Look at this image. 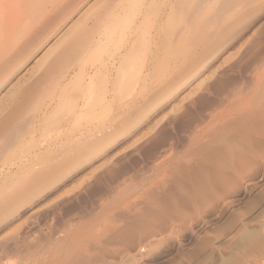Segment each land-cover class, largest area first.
Here are the masks:
<instances>
[{
  "label": "rangeland",
  "instance_id": "1",
  "mask_svg": "<svg viewBox=\"0 0 264 264\" xmlns=\"http://www.w3.org/2000/svg\"><path fill=\"white\" fill-rule=\"evenodd\" d=\"M78 1L50 0L48 3V0H38V5L33 2L32 5L38 7L28 3L26 5L25 1L23 3L16 1V7H12L15 10L11 17L14 21L11 19L10 22H14L17 27L15 28L17 34L14 37H18L20 28V41L18 37L16 42L18 41L19 44L18 42L15 44V49L12 47L14 43L11 44L9 38L10 42L6 37L1 38L0 77L3 79V76L11 75L19 61H22L20 59L26 56L30 49L38 45L41 49L37 57L26 64L19 75L17 74L18 77L17 75L12 77L7 88L14 85L20 76L27 75L24 86H20L16 91L10 90L8 92L10 94L7 93L10 88L7 90L4 87L2 93L4 101L0 97L2 100L0 110H3L2 113L0 111L2 122L4 120L2 117L4 114V118L6 117L10 105L18 102L20 95H31L34 102L39 95L57 97L78 71L80 61L74 64L71 62L72 65L69 64L71 66L68 67L67 61L60 62L58 56L61 57L65 50L68 52L67 48L71 49V35L74 36L76 26L80 28L77 25V18L84 13L87 4L91 5L97 0H88V2L81 0L84 3ZM55 2L59 7L61 3V8H58ZM72 2H75L74 7H69L73 5ZM193 2L194 0L191 5H183L185 9L181 5L179 7L175 5L177 10L174 11L178 21L174 14L172 16L176 21L173 20L171 25L165 26V22L164 25L161 23L164 31L176 25L177 32L184 31L182 27H185L186 30L191 29V33L195 36L193 37L192 34L193 39L187 42L185 38L179 37L176 58L168 62L169 68L175 65L176 70L173 68L169 71L168 68L163 73L159 93L156 94L153 89L145 93L148 99L144 102V106L143 102L141 105L130 104L129 117H131L127 120L128 124L125 127H118L116 138L103 139L99 142L96 150L93 149L98 155L85 158L84 163L78 168L70 167L59 171L58 176L55 169L63 151L59 150L60 142L55 141L57 145L54 144L52 149L50 148L51 155L44 157L40 152V156L39 154L32 156V161L28 159L31 163L28 161L24 166L26 168L30 163L28 168L30 170L26 169L27 172L24 171L25 169L22 171L15 167L14 173L17 174L15 177L18 179H14L13 182L17 181L27 189L18 186L17 182L13 184L11 179L8 180L11 172L5 175V178L0 177V195L2 194L0 264H226V262L264 264L262 257L264 248L259 249L258 246L225 244L219 247L216 255L212 254L210 260L205 254V248L215 243L217 237L226 234L241 218L257 210L248 224L250 228L259 230L258 232L263 234L261 236H264V155H262L264 154V134L262 135L264 118L263 121L260 120L261 123L258 122L260 125L255 124L252 127L254 130L251 129V132H246L240 126L235 129L236 132L231 130L225 138L227 141L224 139L223 142H219L220 144L216 142V145H211L206 137V134L211 132L207 127L210 113L224 104L226 97L236 91L237 87L238 89L244 85L243 88L251 87V77L264 68V7H261V0H229V7L227 5L224 10H227L225 14L223 12L216 16L217 11L213 9L215 4H211V8H205L206 16L210 19L206 21L203 20L206 14L204 9H202L204 14L201 15L202 10H195L196 7H192L195 11L191 10ZM65 3L69 4H66V8ZM160 3L162 17L166 19L165 15L170 11L166 5L168 1L161 0ZM22 7L29 10L25 11ZM67 8H71V12L74 9L77 11L70 20L67 19L63 28L54 33L53 27L60 18L61 20L68 18L70 11L66 13ZM61 9L62 12L66 10L64 15L59 14ZM186 9L190 10L188 17L190 18L192 14L193 17L188 18L187 21L184 18L185 22L183 17L187 16ZM22 11L26 20L22 17ZM219 16L220 21H218ZM53 18H56L57 23ZM194 18L196 19L193 20ZM192 20L197 22L194 23ZM203 22L205 23L201 25ZM22 24H24L22 27L24 32L21 30ZM77 29L76 33L79 31ZM2 46L5 48L3 49ZM61 47L62 51H60ZM3 51L13 55L17 51L16 59L12 61L14 56L11 59V54H7L4 61H7L8 57L9 61L4 63L1 55H6V52ZM48 54H51V57ZM44 55L49 58L46 59ZM53 61L56 63L54 64ZM3 65L10 70L4 69ZM53 65L56 66L52 71ZM66 66L73 68L66 70ZM61 68L64 70L62 71ZM65 70L68 72L65 73ZM60 72L63 74L61 75ZM187 81L189 84L186 83ZM12 95L15 101L14 98L11 100ZM45 100L44 104H50L48 97ZM4 106L7 110H4ZM55 106L56 101H52L49 111ZM43 122L42 115L31 119L26 127L32 133L28 131L27 135H24V140L25 138V141L29 138H35L36 141L42 139ZM29 124L31 126H28ZM31 128L37 131L34 137ZM200 131L205 133L203 138L198 135ZM63 141H67L66 138H63ZM15 149L16 147L12 150L16 152ZM254 149H258L257 152ZM9 150L1 152L4 153L0 158L1 170L7 168L3 162L8 159L7 155L10 156L9 152H13ZM36 156L41 160L40 163L39 159L36 160ZM44 174L46 176L42 182L44 184H39L40 187L43 185V188L38 187L36 190L33 188L35 191H32V186L29 187L30 179L34 180L35 176L37 179H43ZM56 175L61 181L55 184L52 179ZM21 177L22 181H20ZM36 178L30 185L34 186L35 183L38 185L41 179ZM45 180L47 182H44ZM249 181L252 184H249ZM12 190L16 191V199L13 201V204H16V211L12 210L10 205L8 207L12 201L5 202L13 196ZM141 247L144 248L138 251ZM204 260L207 262L203 263Z\"/></svg>",
  "mask_w": 264,
  "mask_h": 264
},
{
  "label": "bare ground",
  "instance_id": "2",
  "mask_svg": "<svg viewBox=\"0 0 264 264\" xmlns=\"http://www.w3.org/2000/svg\"><path fill=\"white\" fill-rule=\"evenodd\" d=\"M16 1L22 2V3L25 1L24 4L27 5V3H28V4H31V6H35V7H38V6L32 5L33 2H34V4H35V2H36V4L39 3L38 0H0V40H1V38H4V37H6L7 40L9 38L11 40V44L14 43L12 45L13 48L16 46L15 44L18 42V41L16 42V39H18V37H19V41H20V36H19L20 28L18 27L19 28L18 29V37L17 36L14 37V35L17 34V33H15V32H17L15 29L17 27H16V24L14 22H12V23L10 22L11 19H13L11 17L15 12V10H13L12 7H16ZM29 1H31V3H29ZM40 1H42V0H40ZM49 1L50 0H48V3H49ZM79 1L82 2L81 0H79ZM84 1H86V0H84ZM167 1H168V4H166V5L168 6V9L170 11L165 15L166 19H164L162 17L161 3H160L161 0H97L95 3H93L91 5L87 4V6L85 7L86 10L83 9L84 13H82L81 16L77 18L78 24L75 21V23L77 25H79L80 28H78L76 26L75 30L78 28L77 30H79V31L76 33L74 30V36L71 35L72 36V40H70L71 41V49L67 48L68 52H66V50L63 51V55H61V57H60V55H58L60 60L57 57V60H59L60 62H64V61L66 62L67 61L68 67L72 65L71 62L74 64V63H76V61H80V63L78 62L79 63L78 67H77L78 71H76L75 75L72 77V79L70 80L68 85L64 86L65 88L63 90L60 89L63 92H61V93L59 92V95L57 97H55V95H54L55 98L52 95H49V96L46 95L43 97L41 95H39V97L37 96L38 98H37L36 102L33 101L34 99L32 100V98L30 97L31 95L28 96L26 94L25 95L22 94V95H20V99L18 98L19 96L17 97L19 99L18 102L17 101L15 103L13 102V104H14V105L12 104L13 106L10 105L11 109L8 107L9 112L6 114L5 118H4L5 114L2 117L4 119L3 122L1 121L2 119L0 118V122H2V123H0L1 124L0 125V158H2L3 154H4L1 152L8 151L9 149L12 150L13 148L16 147V149H15L16 152H14L12 150L13 152H9V153H11L10 156L9 157H8V155L6 156V158H8V159L5 160L4 161L5 163L3 162V164L6 165L7 168H6V170H3V169L1 170V168H0V170H1L0 177L5 178L4 176L11 172V176H9L10 178H8V180L11 179L12 182L15 181L14 179H16V178L18 179V177H15L17 175L14 173L15 167L16 168L18 167V169H20V170L22 169V171L25 169L24 171H26V169L30 168V163H31L28 159H30L32 161V156H35L38 154L40 156V152L42 154H44L43 156L45 157L46 155L50 154V148L52 147V145H54V144L57 145L56 143L60 142L59 150L63 151V155H62V158L60 157L61 160L59 159L60 162H58V165L56 166V169H55L56 174L58 175V172L64 170L65 168L66 169L70 168V167L78 168L82 163H84L85 158L95 157L96 155H98L97 153H95V151H93V149L95 148L94 150H96V146H98V144L101 140L103 141V139L107 140L108 138H113V137L116 138V135H118L117 134L118 127H123V126L125 127L126 124H128L127 123L128 118L131 117V116L129 117V113H130L129 107H131L130 104L131 103H134V104L140 103V105H141L142 102L144 103L146 101V99H148L145 97V93L149 89L150 90L153 89V91L156 94L158 91H160L159 84H160V81L162 79L163 73L166 70H168V68H169L168 62L170 60L176 58V55L178 53V47H179L178 44L180 43L179 37L185 38L186 42L188 40H191V38L193 39V37H195L194 33H191V29L186 30L185 27H182L183 28L182 30H184L182 32H177L176 25H174L172 27L169 26L170 28L168 30H165V31L163 28L164 22H165V26L172 24V22L174 20L173 19L174 17L172 15L175 14V17L177 18L176 13H175L176 11H174V10H177V9H175L177 5H178L177 7H179L180 5L182 7L185 4L189 5L193 0H176V2H175V0H167ZM87 2H88V0H87ZM82 3H84V2H82ZM82 3L80 4L81 6H82ZM176 3H178V4H176ZM194 3H195V5H194ZM17 4L20 5V3H17ZM55 4H56V2H55ZM66 4H68V3L64 4L65 8L67 7ZM72 4L73 5L72 6L70 5L69 7H74L75 2L74 3L72 2ZM211 4H215V5H213L214 6L213 9L215 10V12L217 11L216 12L217 13L216 16H217V15H220V13L223 14V12L225 14V12L227 10L226 11H224V10L226 9L227 5L229 7V0H196V2L194 0V2L192 4L193 6H191V10L194 7H196L195 10L204 9V11L206 12V9H208L209 7L210 8L212 7ZM249 4H251V2ZM44 5H46V4L44 3ZM24 6L25 5H23V7ZM56 6H57V4H56ZM61 6L62 5L60 3V7L59 6H57V7L61 8ZM76 6H78V5H76ZM184 7H182V8H184ZM25 8H27V7H25ZM42 8H43V10H46V8H44V7H42ZM70 9L67 8V11L65 9H64V11H66V13H68L70 11ZM77 9H78V7H77ZM77 9H76V11H77ZM21 10L22 9L20 8L19 11H21ZM23 10L26 11L27 9L23 8ZM62 10L63 9H61V11L59 10V14L62 13L64 15V11L62 12ZM214 10H213V12H214ZM76 11H75V9L72 12L70 11V14L68 15V18H66V20L64 18H63V20H61V18L58 15V17L60 18L58 23L56 21V18H53L55 20V22L57 23L55 25V27H53L54 28L53 32L54 33L58 32L61 28H63L64 24L67 22V19L70 20V18L74 16ZM189 11L187 10V16L183 17V19L185 18L186 21L189 18L188 17ZM42 12H44V11H42ZM50 13H52V12H50ZM184 13H186V11ZM202 13L204 14L203 10L201 11L200 15ZM28 14H26V16H28ZM185 15L186 14H184V16ZM192 15L190 18L193 17ZM206 15H207V12H206V14H204L205 18H203V20L209 19L208 16H206ZM23 16H24V14L22 11V17ZM46 16H47V14H46ZM54 16H55V14H54ZM18 18H19V16H18ZM23 18L25 19V17H23ZM30 19H31V17H30ZM185 19H184V21H185ZM195 19L196 18H194L193 20H195ZM220 19L221 18L219 16L218 21H220ZM200 20H202V19H200ZM8 21H9V23H7ZM13 21H14V19H13ZM50 21H49V23H50ZM174 21H176V20H174ZM177 21H178V18H177ZM51 22L53 23V21H51ZM196 22H197V20H196ZM196 22H194V23H196ZM221 22L223 23V20H221ZM189 23H192V22H189ZM204 23L205 22H203L202 24L200 23V24L203 25ZM18 24L19 23H17V25ZM33 24H34V22H33ZM45 24L46 23H44V26H45ZM176 24H177V22H176ZM23 25L24 24H22V26H21L22 31H23V28H22ZM193 28H194V26H193ZM28 29H29V27H28ZM35 30L36 29H34V31ZM34 31H33V34H34ZM30 32H31V30H30ZM193 32H195V30H193ZM192 34H193V37H192ZM229 34H231V33H229ZM22 35H24V34H22ZM62 36H63V34H62ZM69 36H70V34H69ZM69 38H66V40H68ZM12 40H13V42H12ZM178 40H179V43H178ZM2 41L4 42V39H2ZM8 42H10V41L8 40ZM18 44H19V42H18ZM18 44H17V46H18ZM37 44H39V43H37ZM33 46H34V44L32 45V47ZM42 46H44V45H42ZM53 46H54V44H53ZM68 46L70 47V44ZM2 47H3V49L5 48L4 46H2ZM29 47H31V46H29ZM62 47H61L60 51H62ZM15 49H16V47H15ZM40 49H41L40 45L35 46L34 48L30 49V51L28 49L27 50V51H29L28 54H26V56H24L23 58L21 57L22 59H20V60H22V61H19L20 63L18 64L17 67H15V70L13 71V73L9 76H7V75L3 76L4 77L3 79L0 77V79H2L0 81V97H1V99L4 97V94H2L4 87L7 88V86L10 85L9 82L12 79V77H14V76L16 77V75L22 70V68L26 64H28L29 62H31L33 59H35L37 57L38 53L40 52ZM10 50H11V48H10ZM7 51H9V50H7ZM7 51H3V52H6V55H3V56L1 55V57H3L2 58L3 61H4V57H6L7 54H9V52L7 53ZM12 51L14 52V49ZM49 51H50V49H49ZM16 53H17V51H16ZM16 53H14L15 55L10 53L11 59L14 56L12 61H14V58L16 59V57H15ZM3 54H5V53H3ZM49 56L47 58H49ZM42 58H43V56H42ZM45 58H46V56H45ZM8 61H9V57H8L7 61H4V63H6ZM53 62H52V64H53ZM9 63L11 64V62H9ZM55 63L56 62H54V64ZM57 63H58V61H57ZM10 64H7V66H9ZM37 64H38V62H37ZM69 64H71V65H69ZM1 66H2V64H1ZM3 66H5V65H3ZM7 66H5L4 69H6ZM54 66H56V65L51 66V70H52V68L55 70ZM64 66H65V64H64ZM64 66H63V68H64ZM57 67H58V65H57ZM68 67L67 66L65 67V68H67L66 70L73 68V67L72 68H68ZM173 68H175V70H176V66L174 65V66H171L169 68V71H171ZM202 68H204V67H202ZM7 69L10 70L9 67ZM256 69H258V68H256ZM263 69H262V71L259 70V72L255 73L251 77L252 78V83L250 82L252 84L251 87L243 88L245 85L243 86V84H241L243 87H241V88L239 87V89L237 87L236 91H233L232 93H230L226 97V102L224 103L225 105L224 104H222L221 106L219 105V107L216 110H214L212 113H210L209 120H207L208 124L206 123L207 127L211 131V132H208L206 134V137H208V139H209V144H211V145L215 144L216 145L217 144L216 142H218V143L223 142V140L226 138L228 133L231 130L235 131V129H238L239 126L242 129L246 130V132L247 131L251 132V129L255 124L260 125V123H261L260 120L263 121V118H264V70ZM61 70H62V68H61ZM67 72L68 71H66L65 73H67ZM4 73H6V72L4 71ZM7 73H9V72H7ZM62 74L63 73H61V75ZM18 75H17V77H18ZM26 76L27 75L22 76V77L20 76V78H18V80L14 83V85H11V87H9L10 89L7 88V90L9 89L7 91V93L13 89L16 91V89L20 88V86H22V85L24 86V84H25L24 81L27 79ZM194 76L192 78H194ZM189 78H191V77H189ZM189 81H187L186 83H188ZM55 83H56V81H55ZM182 83L184 84V82H182ZM57 85H58V83H57ZM179 85L181 86V84H179ZM220 86H222V84ZM176 89H178V87ZM15 91H12V93L13 92L15 93ZM179 91H180V89H179ZM174 92H176L175 89H174ZM23 93H25V92H23ZM8 94H10V93H8ZM46 94H47V92H46ZM168 94H169V92H168ZM5 95H7V94L5 93ZM167 96H169V95H167ZM47 97L50 100V104L52 103V101H54V102L56 101V106L53 107L51 109V111H49L50 104H48V105L44 104V101H46L45 99ZM155 97H156V95H155ZM13 98H14V95H12L11 100H13ZM33 98H34V96H33ZM2 100L4 101V99H2ZM2 100H0V102H2ZM14 101H15V98H14ZM10 103H12V102L10 101ZM0 104H2V103H0ZM142 105L144 106L145 103ZM5 106H7V104ZM5 106H4V110H7V109H5ZM8 106H9V103H8ZM2 111H1V113H2ZM36 115L37 116L42 115L44 118L43 129H42L43 132L41 131V133H43L42 134L43 138L40 139L41 138L40 137L39 138L40 140H38V141L34 140L35 138L33 139L32 135L34 137V135L37 131L34 130L33 128H31V130L34 131V133L32 135H30V137L32 139L29 138V140L27 139L28 141H25L26 138L24 140V135H27V133L29 131L28 127H26V126L31 119L37 117ZM258 122H260V123H258ZM95 123L97 126H95ZM30 124L32 125V122H30ZM30 124L28 126H31ZM99 124L101 126H99ZM121 130H119V131H121ZM205 130H207V129L205 128ZM253 130H254V128L252 129V131ZM240 131H241V129H240ZM29 133L31 134L32 131H29ZM238 134L240 135L239 132H238ZM253 134H254V132L252 133V135ZM260 134H261V132H260ZM263 134L264 133L262 132V135ZM198 135L200 138H203V135H205V133H203V131L202 132L200 131V132H198ZM27 137H29V136H27ZM195 137H197V135ZM233 137H234V135H233ZM63 138H66L67 141H63ZM55 141H57V142L55 143ZM230 142H231V139H230ZM203 144H204V142H203ZM57 149H58V147H57ZM257 150H255V151L257 152ZM51 152H52V150H51ZM55 152H56V150H55ZM1 154H2V157H1ZM253 155H254V153H253ZM257 155L258 154H256V156ZM262 155H264V154H262ZM52 156H54V155H52ZM250 156H251V154H250ZM37 159H39V157L37 158V156H36V160ZM28 161L30 162L29 166L24 168L25 163L28 164ZM247 161H249V160H247ZM40 162H41V160L39 161V163ZM43 162H44V160H43ZM46 163H47V160H46ZM36 165H37V163H36ZM246 165L248 166V164H246ZM33 166H34V164H33ZM33 166H32V168H33ZM243 167H242V169H243ZM37 168H35V169H37ZM18 169H17V171H18ZM39 169H41V168H39ZM42 169H44V168H42ZM28 170H30V169H28ZM36 171L38 172V170H36ZM36 171H35V173H36ZM22 173L20 174V176H22ZM40 174L43 175V173H40ZM29 175H30V173H29ZM57 175H56V177H53V179H52V182L55 184L61 181V178L58 177L59 175L58 176ZM44 176H45V174H44ZM243 177H244V175H243ZM6 178H7V176H6ZM35 178H36V176L34 177V180H35ZM38 178H39V176H38ZM42 178H43V176H42ZM40 179H37V180H40ZM44 179H46V176L38 182V185H36V183H35L34 186L30 185V184H32L31 182H33L34 180L30 179L31 182L29 184V187L31 188V186H32L31 190L35 191L38 187H40L39 184H41ZM50 179H51V176H50ZM22 180H23V178L21 177L20 181H22ZM16 182H13V184H16ZM25 182H26V179H25ZM44 182H47V180H45ZM2 183H4V182H2ZM6 183H5V187L7 185ZM28 183H29V179H28ZM28 183H26V184L28 185ZM42 184H44V183H42ZM249 184H252V183L249 181ZM17 185L21 186L18 184V182H17ZM11 186H13V185H11ZM41 187L43 188V185H41ZM9 188H10V185H9ZM25 188L27 189L26 186H25ZM25 188H23V189H25ZM30 188H29V190H30ZM33 188H35V190H33ZM15 189H16V187H15ZM2 191H5V190H2ZM12 191L14 193V194L12 193L13 196L9 197L7 200H5V202L11 203V201H12L11 204L13 206L11 204H8V207L11 206L12 207L11 209L12 210L14 209L16 211V204L15 203L13 204V201H15L14 199H16V191H14V190H12ZM22 192H23V190H22ZM0 193H1V191H0ZM25 193H26V191H25ZM6 195H7V193H6ZM27 196H29V194ZM0 197H2V194L0 195ZM3 198H5V197H3ZM0 208H1V204H0ZM0 210H2V209H0ZM257 211H255L253 214H251L245 218H241L236 224H234L229 229V231L226 232V234H224L221 237L219 236V238L217 237L215 243H212L211 245H208L205 248V254H206V256H209V260H210V257L214 255V253L216 255V251L219 249V247L221 245L225 246V244H227V245H232V244L239 245L240 244L241 246L244 245V247L258 246L259 249L264 248V236H261L262 233L258 232L259 230L250 228V226H249V224H250L249 219L252 217V215H254V214L256 215ZM1 212H3V211H1ZM263 224H264V221H263ZM143 248L141 247V249H139L138 251H141ZM202 249H204V248H202ZM203 252H204V250H203ZM262 257L264 258V256H262ZM237 258H235V259H237ZM260 258L261 257H259V259ZM237 260L240 261L239 259H237ZM258 260H256V261H258ZM205 261L206 260H204V262L203 261L202 262L205 263ZM200 262H201V260H200ZM224 263H225V261H224ZM263 263H264V261H263ZM226 264H232V263L226 262Z\"/></svg>",
  "mask_w": 264,
  "mask_h": 264
},
{
  "label": "snow or ice",
  "instance_id": "3",
  "mask_svg": "<svg viewBox=\"0 0 264 264\" xmlns=\"http://www.w3.org/2000/svg\"><path fill=\"white\" fill-rule=\"evenodd\" d=\"M261 7H264V0H261Z\"/></svg>",
  "mask_w": 264,
  "mask_h": 264
}]
</instances>
